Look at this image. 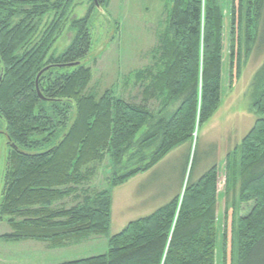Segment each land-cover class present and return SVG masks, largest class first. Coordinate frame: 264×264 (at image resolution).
<instances>
[{"label": "trees", "instance_id": "trees-1", "mask_svg": "<svg viewBox=\"0 0 264 264\" xmlns=\"http://www.w3.org/2000/svg\"><path fill=\"white\" fill-rule=\"evenodd\" d=\"M74 2L0 0V121L12 143L0 204V219L9 218L12 232L4 237L50 241L56 248L107 234L112 189L189 142L194 147L184 161L183 181L191 157L192 162L182 194L111 236L106 253L63 264H216L218 167L214 164L197 181L191 176L197 131L221 102L220 5L170 0L155 63L126 80L135 78L143 88V103H138L111 90L90 89L93 72L84 63L92 45L90 12L70 21L74 38L63 52L53 51ZM253 2L238 0L231 12V80L235 59L238 75L242 50L249 52L255 38L254 6L261 10L257 39L264 43V0ZM47 67L38 78L43 99L36 83ZM153 99L163 102L159 111L150 109ZM252 107L259 118L227 160L229 183H240V202L254 203L233 226L235 264H264V79L255 87ZM107 153L119 168L109 186L80 193ZM71 197L77 203L65 207Z\"/></svg>", "mask_w": 264, "mask_h": 264}, {"label": "rangeland", "instance_id": "rangeland-1", "mask_svg": "<svg viewBox=\"0 0 264 264\" xmlns=\"http://www.w3.org/2000/svg\"><path fill=\"white\" fill-rule=\"evenodd\" d=\"M98 1L99 6H96L94 0H75L53 51L63 52L74 38L70 21L73 18H82L90 12L92 45L88 58L84 61L93 72L90 89L98 94L111 90L118 97L143 103V88L136 83L135 78L129 83L126 80L130 74L147 69L155 63L160 37L167 25L170 0ZM236 1L238 0H217L224 15L221 102L210 120L197 131L195 140L198 143V154L191 176L192 181H197L211 166L216 164L218 167L216 264H235L233 226L254 205L253 202H240V183H229L227 160L259 118L252 104L255 87L264 79V43L257 39L263 28L262 14L254 6L251 11V37L255 38L250 44L249 52L246 53L245 48L242 50L241 72L238 75L235 59L231 80V12ZM250 2L254 3L253 0ZM235 50L237 53V49ZM162 106L163 102L158 99L149 103L153 111H159ZM175 108L176 105L170 106L167 112ZM11 144L5 126L0 121V204ZM190 147L194 146L187 142L175 148L150 170L139 173L112 189L111 224L105 235L72 239L56 248L50 241L8 240L4 235L12 232V228L9 218L3 217L0 219V264H63L106 253L111 236L121 232L130 222L152 214L177 194L183 193L192 162L191 157L183 181L184 161ZM192 153L193 150L191 156ZM117 169L112 163L111 155L105 154V159L97 164L94 176L82 186L80 193L107 188L109 177ZM129 169L127 167L123 171ZM76 203L77 199L71 197L63 205L71 207Z\"/></svg>", "mask_w": 264, "mask_h": 264}, {"label": "water", "instance_id": "water-1", "mask_svg": "<svg viewBox=\"0 0 264 264\" xmlns=\"http://www.w3.org/2000/svg\"><path fill=\"white\" fill-rule=\"evenodd\" d=\"M94 2H95V4H96V6H99V1H98V0H94ZM78 64H79V62H76V63H69V64H60V65H58V66H59V67H66V66L72 67V66H75V65H78ZM48 68H49V67L43 69V70L39 73V75H38V77H37V83H36L37 91H38L39 95H40L43 99H44V96H43L42 93L40 92V90H39V86H38V78H39L40 75H41L44 71H46ZM1 81H2V75H0V83H1Z\"/></svg>", "mask_w": 264, "mask_h": 264}]
</instances>
